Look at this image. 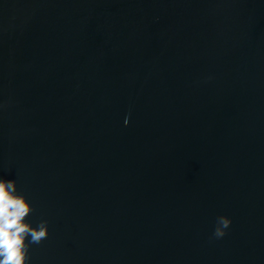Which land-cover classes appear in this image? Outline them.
<instances>
[{
	"label": "water",
	"instance_id": "1",
	"mask_svg": "<svg viewBox=\"0 0 264 264\" xmlns=\"http://www.w3.org/2000/svg\"><path fill=\"white\" fill-rule=\"evenodd\" d=\"M0 178L27 264H264V0H0Z\"/></svg>",
	"mask_w": 264,
	"mask_h": 264
},
{
	"label": "clouds",
	"instance_id": "2",
	"mask_svg": "<svg viewBox=\"0 0 264 264\" xmlns=\"http://www.w3.org/2000/svg\"><path fill=\"white\" fill-rule=\"evenodd\" d=\"M32 211L31 203L17 192L16 182L0 178V264H27L29 245L47 239V221L36 227L26 221ZM230 224V218L219 216L213 235L223 237Z\"/></svg>",
	"mask_w": 264,
	"mask_h": 264
}]
</instances>
